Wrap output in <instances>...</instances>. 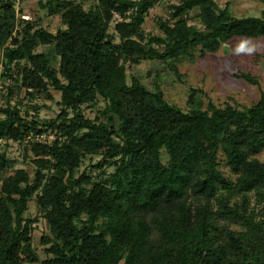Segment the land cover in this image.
<instances>
[{
    "label": "trees",
    "instance_id": "obj_1",
    "mask_svg": "<svg viewBox=\"0 0 264 264\" xmlns=\"http://www.w3.org/2000/svg\"><path fill=\"white\" fill-rule=\"evenodd\" d=\"M16 1L0 0V79L14 67L9 99L25 90L54 101V88L61 113L41 120L1 109L0 140L22 143L48 129L57 139L29 144L33 177L25 169L7 175L11 161L0 152V264H264V162L257 159L264 94L249 108L204 109L191 97L183 110L159 87L129 83L125 69L139 58L175 64L197 48L216 53L234 39L264 38V9L238 18L215 0H180L159 21L164 34L149 37L146 18L161 0H97L90 10L74 0H39L61 18L65 28L56 33L34 18L21 21L18 14H29ZM196 9L202 28L192 24ZM100 100L101 118L80 111ZM221 154L236 179L221 170ZM93 156L101 157L99 172L79 174ZM32 200L50 228L43 261L33 239L37 220L27 217Z\"/></svg>",
    "mask_w": 264,
    "mask_h": 264
},
{
    "label": "rangeland",
    "instance_id": "obj_2",
    "mask_svg": "<svg viewBox=\"0 0 264 264\" xmlns=\"http://www.w3.org/2000/svg\"><path fill=\"white\" fill-rule=\"evenodd\" d=\"M74 1L83 5L86 10L93 9L97 3V0ZM215 1L221 9L229 7L232 14L238 18L260 17L264 9V5L259 0ZM179 3L180 0H161L159 5L150 11L144 25V30L149 37L164 34L159 27V21L169 19L171 5ZM16 8L20 13L31 15L35 21L40 23L41 27L49 32L56 33L65 28L59 16L51 17L46 11L40 9L39 0H17ZM198 14V9L190 14V17L193 18L192 24L202 28L199 19L196 18ZM119 21H121L120 18L116 17L112 22L111 33H115V25ZM37 52L52 53L50 47H40ZM139 60V65L132 61L125 63L128 82L131 83L133 78H137L149 89L153 90L159 87L170 104L183 110L189 109L191 97L201 103L204 109L208 108L209 103L222 108L227 104L238 108H249L257 104L264 94V38L234 39L224 44L216 53H205L197 48L189 56L175 64H166L146 58H139ZM2 65H4V58L3 51L0 49V68ZM52 65L58 69V60L54 58ZM172 67H176V69L174 70ZM13 68L10 67L11 77L16 73ZM2 71L4 72V67ZM243 75L250 77L258 84H253L242 78ZM7 77L0 79V117L4 115L1 113V109H6L9 105L12 108H22L24 112L29 110L31 116L38 114L41 120H54L59 116L61 113V107L58 104L61 100L60 92L50 88L49 92L54 97V101L49 100L45 94L35 95L33 99L29 98L25 90L20 93L19 97L9 99L8 89L12 87V79L10 74ZM18 98L23 100L21 106L18 104ZM105 107L106 103L100 100L94 105L83 106L80 111L86 118L95 120L101 118L100 113ZM56 139L57 132L48 129L41 135L30 136L22 143L0 140V152L5 153L11 161L7 175L13 174L16 170L25 169L33 177L34 168L31 164L33 155L30 152L29 144L40 142L51 145ZM257 159L264 162V151L257 156ZM100 162V156L89 157L82 164L79 174L93 171L95 176L99 171L94 167ZM164 162H167L166 157H164ZM220 163L223 173L229 178L236 179V175L226 165L223 154L220 155ZM106 171L107 175H110L114 172V168H107ZM251 199L252 205H254V195ZM29 206L27 217L37 220L33 231L34 245L40 260L43 261L47 255L41 245V240L45 234H49L50 228L43 215L40 214L35 200L30 201Z\"/></svg>",
    "mask_w": 264,
    "mask_h": 264
},
{
    "label": "built area",
    "instance_id": "obj_3",
    "mask_svg": "<svg viewBox=\"0 0 264 264\" xmlns=\"http://www.w3.org/2000/svg\"><path fill=\"white\" fill-rule=\"evenodd\" d=\"M18 16H19V18H20V20L21 21H24V22H28V21H32V17L30 16V15H20V14H18ZM18 30H20L21 29V27H20V25L18 24ZM3 66V65H2ZM1 66V68H0V73H2L3 71H2V69H3V67ZM1 88H2V86H1Z\"/></svg>",
    "mask_w": 264,
    "mask_h": 264
}]
</instances>
